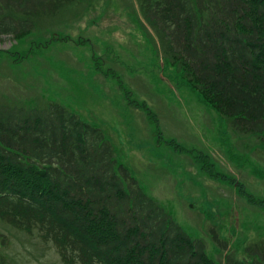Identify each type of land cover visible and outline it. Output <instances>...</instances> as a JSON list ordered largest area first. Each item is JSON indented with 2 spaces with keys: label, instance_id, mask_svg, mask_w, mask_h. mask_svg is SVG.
<instances>
[{
  "label": "trees",
  "instance_id": "trees-1",
  "mask_svg": "<svg viewBox=\"0 0 264 264\" xmlns=\"http://www.w3.org/2000/svg\"><path fill=\"white\" fill-rule=\"evenodd\" d=\"M93 1L0 0V36L20 41L47 21L80 15ZM135 1L159 37L163 60L225 118L234 137L241 143L254 138L264 148V0ZM3 96L2 225L29 237L36 232L62 264H216L204 240L188 235L143 192L99 129L59 103L33 107L35 100ZM136 107L147 112L143 104ZM201 162L209 176L235 185ZM212 233L225 250L228 244ZM9 245L0 232V264H13ZM247 251L245 259L226 253L220 264H264V245Z\"/></svg>",
  "mask_w": 264,
  "mask_h": 264
},
{
  "label": "rangeland",
  "instance_id": "rangeland-1",
  "mask_svg": "<svg viewBox=\"0 0 264 264\" xmlns=\"http://www.w3.org/2000/svg\"><path fill=\"white\" fill-rule=\"evenodd\" d=\"M93 2L20 41L0 36V96L66 107L102 132L117 162L188 235L204 240L216 264L229 252L247 258L249 248L264 245V205L249 203L239 189L264 201V148L234 137L225 118L163 60L135 0ZM203 159L235 185L204 172ZM0 232L13 264H62L36 232L29 237L1 223Z\"/></svg>",
  "mask_w": 264,
  "mask_h": 264
}]
</instances>
